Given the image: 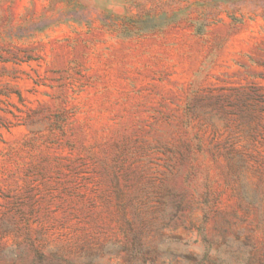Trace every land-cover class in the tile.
<instances>
[{
	"label": "rangeland",
	"instance_id": "374dc122",
	"mask_svg": "<svg viewBox=\"0 0 264 264\" xmlns=\"http://www.w3.org/2000/svg\"><path fill=\"white\" fill-rule=\"evenodd\" d=\"M0 264H264V0H0Z\"/></svg>",
	"mask_w": 264,
	"mask_h": 264
}]
</instances>
